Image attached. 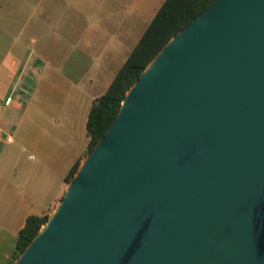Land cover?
<instances>
[{
    "label": "water",
    "instance_id": "1",
    "mask_svg": "<svg viewBox=\"0 0 264 264\" xmlns=\"http://www.w3.org/2000/svg\"><path fill=\"white\" fill-rule=\"evenodd\" d=\"M13 264H264V0L163 46Z\"/></svg>",
    "mask_w": 264,
    "mask_h": 264
},
{
    "label": "crops",
    "instance_id": "2",
    "mask_svg": "<svg viewBox=\"0 0 264 264\" xmlns=\"http://www.w3.org/2000/svg\"><path fill=\"white\" fill-rule=\"evenodd\" d=\"M163 1L0 0V264L26 219L63 198L93 102Z\"/></svg>",
    "mask_w": 264,
    "mask_h": 264
},
{
    "label": "trees",
    "instance_id": "3",
    "mask_svg": "<svg viewBox=\"0 0 264 264\" xmlns=\"http://www.w3.org/2000/svg\"><path fill=\"white\" fill-rule=\"evenodd\" d=\"M213 0H164L161 7L147 26L143 36L115 75L106 92L91 106L86 122L88 154L103 137L115 117L129 88L158 52L183 27L199 15ZM76 162L65 177L69 183L80 167ZM48 215H33L26 219L18 233L14 257H18L47 223ZM15 260V259H14ZM10 264H13L11 262Z\"/></svg>",
    "mask_w": 264,
    "mask_h": 264
},
{
    "label": "built area",
    "instance_id": "4",
    "mask_svg": "<svg viewBox=\"0 0 264 264\" xmlns=\"http://www.w3.org/2000/svg\"><path fill=\"white\" fill-rule=\"evenodd\" d=\"M10 102H11V99L10 98H7L5 100V102H4L5 106H8L10 104ZM11 141H12L11 137H7L6 138V142L11 143Z\"/></svg>",
    "mask_w": 264,
    "mask_h": 264
},
{
    "label": "rangeland",
    "instance_id": "5",
    "mask_svg": "<svg viewBox=\"0 0 264 264\" xmlns=\"http://www.w3.org/2000/svg\"><path fill=\"white\" fill-rule=\"evenodd\" d=\"M51 214H52V213H51ZM48 216H49V215H48ZM50 216H51V215H50ZM50 216H49V217H50ZM14 259H15V260H14ZM14 259H13V261H12L13 263L17 260L16 257H14Z\"/></svg>",
    "mask_w": 264,
    "mask_h": 264
}]
</instances>
